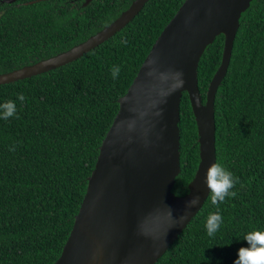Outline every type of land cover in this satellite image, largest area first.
<instances>
[{
	"label": "trees",
	"instance_id": "1",
	"mask_svg": "<svg viewBox=\"0 0 264 264\" xmlns=\"http://www.w3.org/2000/svg\"><path fill=\"white\" fill-rule=\"evenodd\" d=\"M132 1L0 0V74L83 42ZM183 1L148 0L122 29L76 60L0 84V104L15 101L19 117L0 119V264H53L59 257L118 99ZM223 43L224 35H217L200 57L202 102ZM113 66L120 68L116 79ZM214 119L216 162L239 178L232 189L237 195L219 205L223 223L214 237L205 225L217 206L207 196L154 264H234L238 250L249 246L243 236L264 230V0H251L239 18ZM178 126L180 172L171 191L182 196L199 162L186 92Z\"/></svg>",
	"mask_w": 264,
	"mask_h": 264
},
{
	"label": "water",
	"instance_id": "2",
	"mask_svg": "<svg viewBox=\"0 0 264 264\" xmlns=\"http://www.w3.org/2000/svg\"><path fill=\"white\" fill-rule=\"evenodd\" d=\"M147 1L133 0L108 25L63 52L1 73L0 84L76 60L122 29ZM250 2L184 0L164 26L118 99L71 231L53 264H154L196 215L209 194L206 171L216 162V90L228 68L239 18ZM219 34L224 35L222 57L202 102L198 63ZM183 92L196 122L199 162L187 193L178 196L171 189L180 172ZM194 196L199 203L189 207Z\"/></svg>",
	"mask_w": 264,
	"mask_h": 264
},
{
	"label": "clouds",
	"instance_id": "3",
	"mask_svg": "<svg viewBox=\"0 0 264 264\" xmlns=\"http://www.w3.org/2000/svg\"><path fill=\"white\" fill-rule=\"evenodd\" d=\"M122 43H127V41H122ZM111 72L113 79H116L120 72L119 66H113ZM177 75L180 76L181 74L177 73ZM182 83L183 81L181 80L180 84ZM17 98L21 103L26 99L22 93H18ZM12 117L19 118L15 101L8 100L0 104V119L8 120ZM10 151H15V148H10ZM239 182V178L235 177L221 163L214 162L208 167L205 175V184L209 190L208 197L211 203L217 206V211L210 214L206 221L205 227L209 237H214L223 223L219 205L224 203L227 197H235L237 195L232 189ZM198 203L199 197L194 196L188 201V206L194 207ZM243 240L247 241L249 246L241 247L238 250V259L234 261V264H264V230L249 231L243 236Z\"/></svg>",
	"mask_w": 264,
	"mask_h": 264
}]
</instances>
